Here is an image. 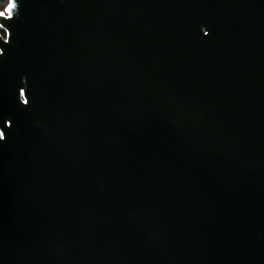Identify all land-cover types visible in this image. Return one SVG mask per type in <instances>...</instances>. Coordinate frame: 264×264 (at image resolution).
I'll return each mask as SVG.
<instances>
[{"label": "water", "instance_id": "water-1", "mask_svg": "<svg viewBox=\"0 0 264 264\" xmlns=\"http://www.w3.org/2000/svg\"><path fill=\"white\" fill-rule=\"evenodd\" d=\"M9 6L0 264H264V0Z\"/></svg>", "mask_w": 264, "mask_h": 264}, {"label": "trees", "instance_id": "trees-1", "mask_svg": "<svg viewBox=\"0 0 264 264\" xmlns=\"http://www.w3.org/2000/svg\"><path fill=\"white\" fill-rule=\"evenodd\" d=\"M10 4V0H0V13H5L7 7ZM0 34L6 36V32L0 27Z\"/></svg>", "mask_w": 264, "mask_h": 264}, {"label": "snow or ice", "instance_id": "snow-or-ice-1", "mask_svg": "<svg viewBox=\"0 0 264 264\" xmlns=\"http://www.w3.org/2000/svg\"><path fill=\"white\" fill-rule=\"evenodd\" d=\"M12 6H13V5H10V6H9V10H11V7H12ZM0 15H3V13H0Z\"/></svg>", "mask_w": 264, "mask_h": 264}]
</instances>
